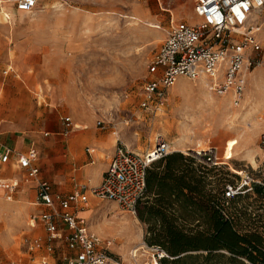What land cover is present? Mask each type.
<instances>
[{
	"label": "rangeland",
	"instance_id": "1",
	"mask_svg": "<svg viewBox=\"0 0 264 264\" xmlns=\"http://www.w3.org/2000/svg\"><path fill=\"white\" fill-rule=\"evenodd\" d=\"M16 1L0 0V138L3 130L15 131L26 139L24 149L34 139L45 164L52 149L43 140L63 136L57 132L63 124L50 128L55 116H90L96 124L98 119L108 127L116 124V135L138 151L152 148L158 137L185 153L216 147L218 166L228 171L227 187L238 189L236 170L242 167L264 178L262 68L249 76L239 107L230 97L212 93L204 81L186 77L169 89L163 110L139 107L148 64L173 21L197 19L194 0H38L30 11L19 10ZM229 142L233 147L227 159L223 150ZM2 166L0 175L20 173L3 172ZM34 186L23 180L11 201L0 192V264L20 259L39 264L29 261L23 244L32 233L29 216L40 210L33 204L34 191L27 190ZM89 196L90 225L112 240L109 250L115 258L130 262V251L144 244L147 224L115 200ZM230 210L241 215L243 226L264 225V197L252 190L230 202ZM144 249L142 261L151 264L152 250ZM49 264L65 263L51 258Z\"/></svg>",
	"mask_w": 264,
	"mask_h": 264
},
{
	"label": "built area",
	"instance_id": "2",
	"mask_svg": "<svg viewBox=\"0 0 264 264\" xmlns=\"http://www.w3.org/2000/svg\"><path fill=\"white\" fill-rule=\"evenodd\" d=\"M37 4L38 0L16 1L17 8L25 11ZM194 14L195 21H173L166 29L158 52L147 66L148 74L138 102L141 109L155 113L163 110L169 89L181 77L204 81L212 93L230 97L231 104L239 107L245 101L253 70H264V33L261 32L264 0H194ZM97 124L101 128L108 127L104 119H98ZM63 125L65 135L76 127L69 115L63 118ZM111 127L118 132L116 124ZM259 144L264 149V133ZM172 151L171 143L163 137H158L156 144L147 151L132 149L119 138L102 181L94 186L83 183L64 193L56 191L41 174L39 149L35 144L23 150L0 140V161L13 162L22 170L23 180L35 185L36 203L43 206L41 211L29 216L28 226L32 233L23 240L29 261L34 263L35 253L40 250L52 253L64 244L60 258L65 264H148L149 261H142L144 253L140 252L145 246L152 250L151 264H164L168 252L160 246L148 245L145 240L142 246L130 251V262L115 258L109 250L112 240L92 229L80 210L89 205L92 194L115 200L122 209L137 214L138 204L147 190L148 167ZM191 152L209 166L220 164L216 147ZM236 171L240 179L238 189L229 184L226 198L253 190L255 183L264 187V178L246 168ZM0 186L6 189L9 198L19 187L17 181L5 180H0ZM4 264L23 263L7 260Z\"/></svg>",
	"mask_w": 264,
	"mask_h": 264
},
{
	"label": "trees",
	"instance_id": "3",
	"mask_svg": "<svg viewBox=\"0 0 264 264\" xmlns=\"http://www.w3.org/2000/svg\"><path fill=\"white\" fill-rule=\"evenodd\" d=\"M227 173L182 150L148 167L137 213L147 224L146 242L168 252L164 264H264V225L243 226L241 215L230 210L242 193L224 196ZM252 191L264 197L261 184Z\"/></svg>",
	"mask_w": 264,
	"mask_h": 264
},
{
	"label": "crops",
	"instance_id": "4",
	"mask_svg": "<svg viewBox=\"0 0 264 264\" xmlns=\"http://www.w3.org/2000/svg\"><path fill=\"white\" fill-rule=\"evenodd\" d=\"M0 6H1V2H0ZM0 26H1V22H0ZM53 102H55V99L53 100ZM44 110H46V108ZM60 118L63 119L64 116H60ZM60 118L58 115H56L54 118L55 119L54 124H51L50 128L60 129L61 124H63V121H60ZM76 119L81 120L83 122H78L76 121ZM73 120L76 123V127L72 129L69 135L63 134V131L62 132L57 131L59 135H63V136H51L49 139L43 140L46 141L52 149L51 151L48 152L45 164L42 163L40 160L41 153H40V149L38 148L41 174L52 183L53 188L56 191H61L64 193L70 192L78 188L83 183H87L89 186H94L99 184L103 179L104 172L108 168L111 157L114 154L115 149L119 142V136L116 135V133L113 131V128L111 126L106 128H101L94 122V119L90 116H88L86 119H82V118L80 119L78 117H75V119ZM48 132L50 131H47V133ZM1 138L3 140L2 142L7 143L18 149L22 148L23 150H25L24 147H25L26 139L21 135H19L18 133H16L15 131L3 130L1 134ZM40 139L41 137L38 138V140ZM31 144L36 145L34 139L29 140L28 146ZM188 149L192 150L190 148ZM180 150L186 151L184 149H180ZM217 156H218V151H217ZM0 163L3 164V166L1 167V170L3 172H9L14 169L20 171L19 175L16 176L0 175V180L18 182L19 187L17 191L13 193L12 198H9L6 189L0 186L1 194H3L6 200L11 201L14 199V196L21 188L23 181L22 179L23 172L13 162L4 163L0 161ZM27 190L28 193L34 191L35 199L33 200V204L38 205L36 203L37 191L35 186L33 188H27ZM92 197L95 196L92 195ZM38 206L40 208L39 211H41L43 209V206L41 205ZM90 211L91 209H89V205H88L84 209L80 210V213L82 215H85L88 219L87 215L90 214ZM90 227L92 228V225H90ZM35 232L36 231H34V233ZM64 247H65L64 244H61V246L57 247L56 252H52V253L47 252L44 249L36 252L34 263L38 260L39 264H49L51 262V258H53L54 260L58 259L61 261L60 255ZM19 261L21 262L22 260L20 259Z\"/></svg>",
	"mask_w": 264,
	"mask_h": 264
},
{
	"label": "bare ground",
	"instance_id": "5",
	"mask_svg": "<svg viewBox=\"0 0 264 264\" xmlns=\"http://www.w3.org/2000/svg\"><path fill=\"white\" fill-rule=\"evenodd\" d=\"M232 147H233V145L230 142L225 147V149H224V157L225 158H229L230 157Z\"/></svg>",
	"mask_w": 264,
	"mask_h": 264
}]
</instances>
